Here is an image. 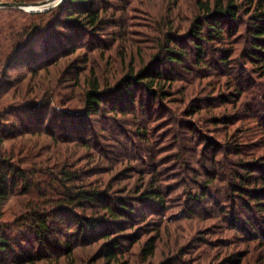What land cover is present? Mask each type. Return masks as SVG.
Returning <instances> with one entry per match:
<instances>
[{
	"label": "trees",
	"instance_id": "1",
	"mask_svg": "<svg viewBox=\"0 0 264 264\" xmlns=\"http://www.w3.org/2000/svg\"><path fill=\"white\" fill-rule=\"evenodd\" d=\"M125 4L120 5L112 0H64L58 6L59 12L46 25L44 14L52 12L51 10L26 13L27 11L17 8H0V13H3L0 22V264H36L37 261L36 254L27 251L28 239H23V243L18 240V234L12 228L16 221L12 224L6 222L2 204L12 199L22 207L20 211L24 214L20 222L31 233L30 243L41 245L47 251H59L64 247L69 263L75 264L76 246L71 240H63L59 235L76 231L79 240L88 241L90 245L95 243L91 241H103L102 250L105 249L108 264H122L119 258L121 243L112 238L111 224L130 221L136 209L126 199L116 195L118 191H113L112 187L104 184L105 180H95L94 175L98 172L91 168L81 172L82 167H76L88 156H79L83 157L80 160L73 152L64 151L63 146L55 149L58 145L53 142L46 144L51 153L44 156V132L48 131L47 134L56 142L63 136L48 130L51 118H44V84L40 79L44 71L46 33L49 36L45 40L51 49L50 54L62 52L63 48H73L109 25L110 16L118 17L115 21L125 17ZM197 8L202 15L189 28L187 39L180 43L174 38H168L164 54H153L149 63L141 62L143 66L139 68L130 64L121 86L118 83L113 88H106L108 90L102 88L99 76L92 71L93 75L83 85L81 96L85 99V107L78 120L79 124L71 114L77 112L70 110L72 108L64 111V128L59 130L69 133L73 131V136L61 140V143L87 142L85 136L79 138L78 131L74 130L87 133V127L91 124L88 119L95 118L100 113L115 112L117 109L120 112L129 106L138 107L137 104L145 110L141 87L150 102L163 106V119H171L170 123H175L178 127L171 132L178 156L183 155L186 163L197 166L194 174L192 171L188 172V178L192 179H187V183L195 188L191 194L192 199L211 204L216 198L219 208L230 213L241 209L250 211L244 216L239 212V216L242 217L241 222L250 225L251 236L247 240L255 244L248 247L249 252H244L246 255L242 254L244 250L228 253L230 256H224L217 263L220 264L225 257H231L230 264H237L240 259L239 264H242V259L247 254H252V260L264 264V251L259 255L256 252L264 247V222L261 226L257 224L259 220L255 216L258 214H253V211H258L264 217V84L259 82L264 77V0H197ZM114 25H119L126 31V19ZM63 29H67L69 33L66 34ZM164 29L166 33L164 31L163 35L167 37L172 35L175 28L168 21ZM74 33L78 36L75 37ZM65 34L67 42L62 40ZM240 36L245 48L241 51V56L231 60L235 54L231 43ZM212 42L222 43L218 61L220 68L217 72L210 68V64L214 62L207 58L210 56L208 45ZM71 51L70 54H74L77 50ZM177 65L188 75L195 71L192 75L194 77H199L198 69L206 68L215 72L201 76L204 79L214 77L206 85L216 94L217 98L212 103L218 101V106L226 105L222 116L217 113L216 117L211 116L207 120L210 124L217 125L216 127H223L226 131L224 140H213L211 136L205 138L199 130L203 127H196L192 120L181 121L179 108L170 106L175 102V78L172 74L176 69L172 66ZM249 65L251 68H248ZM201 73L203 72L200 71ZM29 74L36 81L32 87L25 83ZM221 76L228 78V87L224 86ZM241 99L243 100L239 103ZM193 104L191 102V108ZM194 106L198 107L199 112L204 108L196 105V102ZM144 115L142 119L147 118V113ZM70 117L74 121L73 129ZM248 119L253 124L244 129ZM137 125L140 128L138 134L147 136L149 132L140 127L144 124L139 121ZM182 127L185 130L181 131ZM233 127L235 128L232 130ZM250 132L252 134L243 138V134ZM210 142L215 144L211 146ZM189 146L195 149L192 151ZM200 147L206 161L202 160V154L198 151ZM154 152L152 161L159 157V154L154 156ZM131 155L133 153L128 150L125 157L120 154V158L126 160ZM44 157L53 163L49 174L44 172ZM134 160H138V157ZM157 165L158 163L155 165L157 169L152 167V175L161 171ZM202 165L206 174L202 173ZM201 177L205 179L202 181ZM160 181L157 177L145 180L135 190L136 195H146L152 203L166 208V189ZM124 191L130 190L125 188L119 192ZM137 219L134 217L132 221ZM233 221L234 226H240L237 216H230L229 223ZM156 241L154 235L147 240L143 248L146 259L155 253ZM216 245L220 246L219 243ZM198 247L200 245L194 249ZM220 252H215L214 256L220 257ZM200 253L199 256L209 258L205 248ZM236 256L237 260H232Z\"/></svg>",
	"mask_w": 264,
	"mask_h": 264
},
{
	"label": "rangeland",
	"instance_id": "2",
	"mask_svg": "<svg viewBox=\"0 0 264 264\" xmlns=\"http://www.w3.org/2000/svg\"><path fill=\"white\" fill-rule=\"evenodd\" d=\"M112 2L120 5L126 3L125 17L115 21L118 17L110 16L109 25L96 34L88 36V39L83 43H77L73 48H63L62 52L55 51L50 54L51 49L45 40V37L48 38L49 36L47 33L44 36V71H42L40 79V82L44 84V118L47 116L51 118L50 125H47L50 132L63 136L56 142L47 134L48 131L44 132V156L51 153L46 147V144L50 142L58 145L55 146V149L63 146L64 151L73 152L76 158L88 156L76 167L81 166V172L88 168L98 172L94 175L95 180L98 178L105 180L104 184L112 187L113 191H118L115 194L126 199L136 209L130 221H118L111 224L112 238L118 239L121 243L119 258L122 264H219L217 262H220L224 256H230L228 253L239 250H244L242 254L249 252L248 247H252L255 243L247 240L251 236L249 234L250 225L241 222L242 217L239 215L241 213L243 216L244 214L248 215L250 211L241 209L230 213V211L219 208L216 198L212 200L211 204L195 202L192 199L191 194L195 188L187 183V179H192L188 178V172L192 171L194 174L193 171L197 166L194 163H186L183 155L178 156L174 148L175 140L171 134L172 130L178 127L175 123H170L171 119H163V106L150 102L141 87L140 94L144 98L142 102H145V110H142L140 104H137L138 107L129 106L120 112L117 109L115 112L100 113L95 118L90 117L88 119V123L91 122V124L87 127V133H79V130H74L78 131L77 136L79 138L85 136L87 142L61 143V140L73 136V131L69 133L59 130L64 128V111L66 108H72L70 110L77 112L70 113L74 115L78 123L85 107V99L81 96L83 85L85 80L93 75L92 71H95L94 75L99 76L102 88H113L118 83L121 86L122 78L127 73L126 70L130 64L139 68L143 66V63L148 64L149 60L153 58V54H160V52L164 54L163 49L167 45L166 40L168 38H174L182 43L187 39L186 35L195 19L202 15L199 14L197 0H112ZM59 4L50 9L52 12L44 14V25L59 12ZM29 12L31 11L26 13ZM26 16L30 17L29 15ZM2 17L3 13H0V22ZM122 19H126L125 30L127 33L121 26L114 25L116 22L119 24ZM168 21L173 24L175 29L172 35L165 37L163 35L164 28ZM63 30L66 34L69 33L67 29ZM66 34L62 37L63 42H67ZM74 36L77 37L78 34L74 33ZM231 45L235 49V54L231 60H236L235 58L241 56L240 53L245 48L242 36L236 41H232ZM208 47L210 56L207 58L214 62L210 64V68L217 72L220 68L218 61L222 43L212 42ZM74 49L77 51L70 54L71 50ZM172 68L176 69V72L172 74V77L175 78L173 81L175 102L171 103L170 106L179 108V113L182 114L180 120L183 122L192 120L196 127H203L199 130L205 138L211 136L213 140L214 138L224 140L226 131L223 127L221 125L216 127L217 125H212L207 120L211 116L216 117L217 113L222 116L226 105L220 107L218 101L212 103V100L217 97L214 92H211L212 89L206 85L214 77L210 76L204 79L201 76H208L209 73L215 72L206 68L202 69L204 71L196 68L199 77H194L192 75L195 74V71L188 75L178 65L172 66ZM248 68H251L250 65ZM200 71L203 73L200 74ZM191 79L193 82H190ZM220 79L224 86L228 87V81H226L228 78L221 76ZM200 82H202L201 85H199ZM259 82L264 84V77ZM25 83L32 87L36 81H33L32 75L29 74ZM191 102L194 103L192 108ZM195 102L196 105L204 107L200 112L198 107L194 106ZM205 103L209 105L206 106ZM140 110L142 111L140 112ZM146 113L147 118L142 119ZM72 119L70 117V124L73 129L74 121ZM59 120L61 121L58 124ZM139 121L145 125L140 127L149 132L147 136L138 134L140 128L137 124ZM252 124L250 119L246 120L244 129ZM237 125L238 123L235 126ZM183 130L185 129L182 127L181 131ZM249 134L252 132L243 134V138ZM213 144L215 143L210 142L211 146ZM190 149L193 151L195 147H190ZM128 150L133 155L130 158L126 157V160H124L125 158L121 159L120 154L125 157ZM198 151L202 154V160L206 161L202 147ZM153 152L154 156L159 154V162L158 158L152 161ZM215 152L216 150L213 151V153ZM136 156L138 160H134ZM157 163V167L160 166L161 171L152 175L154 173L152 167L156 168ZM52 164L47 161V157H44L45 173L49 174L53 168ZM206 164L204 163V165ZM201 169L202 173L206 174L203 165ZM156 177L161 179V185L166 189L165 195L168 204L166 208L152 203L149 198L145 197L146 195H136L135 190L145 180ZM204 179L205 177H201L202 181ZM125 188L130 191L119 192ZM229 205L231 206L230 203ZM2 206L6 214V222L12 224L16 221L12 228H15L16 234L19 236L18 240L23 243V239H28L27 251L30 254H36V264H70L65 256L64 247L59 251L56 249L47 251L41 245L30 243L32 241L31 233L27 226L20 222L24 213L21 214L22 207L17 201L12 199L3 203ZM254 213L258 214L255 219L259 220L256 223L261 226L264 217L258 211H253ZM230 216H237V220L241 222H239L240 226H234V221L229 223ZM134 217L138 219L132 221ZM153 235L157 239V249L152 256L146 259L143 248L147 240ZM59 237L63 240H71L76 246L75 264H108L105 249L102 250L103 241H91L95 243L90 245L88 241H80L76 231L69 232L67 235L62 233ZM218 243L220 246L216 245ZM199 245L200 247L194 249L195 246ZM217 246L219 247L217 248ZM204 248L208 252L209 258L199 256ZM217 251H221L218 258H216L218 255L214 256ZM263 251L264 247H261L256 252L259 255ZM230 258L225 257L220 264H230ZM232 260H237V256L233 257ZM242 261V264H258V260H252V254H247ZM14 264L21 263L16 262Z\"/></svg>",
	"mask_w": 264,
	"mask_h": 264
},
{
	"label": "water",
	"instance_id": "3",
	"mask_svg": "<svg viewBox=\"0 0 264 264\" xmlns=\"http://www.w3.org/2000/svg\"><path fill=\"white\" fill-rule=\"evenodd\" d=\"M62 0H40L35 2L24 1H0V8L11 7L24 11L41 12L50 10L58 5Z\"/></svg>",
	"mask_w": 264,
	"mask_h": 264
}]
</instances>
